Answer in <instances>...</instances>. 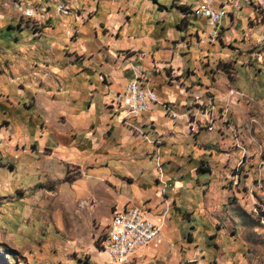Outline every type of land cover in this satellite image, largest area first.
<instances>
[{
	"label": "rangeland",
	"instance_id": "1",
	"mask_svg": "<svg viewBox=\"0 0 264 264\" xmlns=\"http://www.w3.org/2000/svg\"><path fill=\"white\" fill-rule=\"evenodd\" d=\"M195 1L0 0V56H38L30 73L19 60L0 92V264H102L97 244L119 205L142 208L168 242L140 264H264V61L250 60L258 39L241 37L248 10V26L264 24V0H216L237 13L223 40L193 21ZM129 24V40L153 43L116 48ZM162 49L179 63L156 60ZM42 65L63 75L33 71ZM113 71L141 73L157 117L140 126L112 111ZM84 83L101 96L78 108L90 121L75 129L52 109L64 87L82 94Z\"/></svg>",
	"mask_w": 264,
	"mask_h": 264
},
{
	"label": "built area",
	"instance_id": "2",
	"mask_svg": "<svg viewBox=\"0 0 264 264\" xmlns=\"http://www.w3.org/2000/svg\"><path fill=\"white\" fill-rule=\"evenodd\" d=\"M216 0H197L195 17L203 19L208 28L206 37L216 39L221 31V23L226 16V7H215ZM247 2L250 3L249 0ZM250 60L264 61V31L254 47ZM111 101L124 117L137 119L148 112L156 97L144 82V77L135 74L120 90L110 92ZM174 117V116H172ZM160 227L154 224L139 207L129 206L114 210L104 226L97 254L103 255L102 264H130L138 252L159 238Z\"/></svg>",
	"mask_w": 264,
	"mask_h": 264
},
{
	"label": "crops",
	"instance_id": "3",
	"mask_svg": "<svg viewBox=\"0 0 264 264\" xmlns=\"http://www.w3.org/2000/svg\"><path fill=\"white\" fill-rule=\"evenodd\" d=\"M197 1V0H196ZM196 1L194 2L196 4ZM256 2H258L257 0H255ZM259 3V2H258ZM195 4L193 6H191L189 8V10L191 11V9L195 6ZM220 6H225L226 8L227 7H231L232 5L231 4H219V5H215L216 8L220 7ZM194 9V8H193ZM192 16L194 17L193 21L194 20H202L204 22V25H205V21L203 19H200V18H196L194 15H193V11H192ZM253 14H255V11L253 10H248V14L246 16V21H247V32H241L242 33V38L245 40V41H248L250 39L252 40H257L258 39V36L264 31V24H261L260 22V19L261 17H258V21H254L257 25H254L253 27L252 26H248V22H251V17ZM237 16V13L234 14V15H229L228 14V11L226 12V16L223 20H225L227 17H229V24H226L224 26H221V31L220 33L222 32V35H221V39L223 40L226 39V38H229L230 36L228 37H225L227 32H232L233 30L230 29L231 26H233L234 22L236 21L235 20V17ZM62 28H64V31H63V38L65 39L64 35H66L65 33L68 31V22L65 20V18L62 20ZM253 23V22H252ZM196 26V25H194ZM129 27H130V24L127 26H125V28L123 29L122 31V36L118 37V39H116L114 41V46L116 48H119V49H125L126 47H133L134 45H138V46H141V45H144V46H148L150 44H152L153 40L150 39L149 35H144L142 37H140V39H136V41H132L131 39L129 40L127 38V34L129 31ZM198 27V35H201V36H204V32L202 33L201 31V28L199 26ZM10 28V27H9ZM162 28V27H161ZM160 28V29H161ZM51 28L48 29V33L50 32L51 33ZM195 32V29L193 30ZM42 32H40L38 34V38H42ZM44 33V32H43ZM219 33V35H220ZM235 32L233 31L232 34H234ZM35 35H37L36 33H33ZM221 39L219 38V40L221 41ZM167 41L166 38H162L161 41H158V43H162L163 44ZM98 42V40L96 41ZM62 44L64 43L63 40H58V41H54V44ZM32 49V47H28V54L30 53V50ZM19 50L23 51V48L20 47ZM19 53L14 51V52H10L9 54V58H10V62H7V58L6 57H1L0 56V61L4 64H6L7 68H8V71L2 75V77H0V80H2L4 82V84H2V86L4 87H1L0 88V92H7V89L8 88H13V84L15 80H13L12 82H9V78H12V79H16V77L18 76L17 75V70H13L14 68V65L19 61V60H24V56H21L19 57L18 55ZM38 56L36 55H33L31 60H29L28 58L24 61H26L25 63L27 64V68L29 70V73L31 71L30 69V65L32 62H35V59H37ZM154 58L158 61L160 60H165L167 59L168 61H172V65H177L179 63L178 61V57H173V55L171 54V52H169L167 49H162V50H158L154 53ZM148 62L145 60L143 62V66L144 67H147L148 65ZM137 68H140V66H137ZM54 71L56 69H50V68H44L43 65L41 67H35L33 68V71H36V73H38V71H43V73L45 72H48V73H51V71ZM81 72V70H80ZM53 74H57L59 76L63 75V73L61 71H58L56 70V73H53ZM16 75V76H15ZM130 77L128 76V74L126 75V77H122L121 75L119 76V74L117 72H114L113 71V74L112 76L110 77V79L112 81H114V84L112 86H117L115 87L118 90L121 89L122 87V84H125L127 82H129L130 80H132L131 78V73L129 74ZM121 78L124 80V81H121ZM87 80V78L84 76V81ZM86 83V82H85ZM84 83V85H85ZM86 86V85H85ZM44 89L45 86L43 85ZM53 86L50 84L49 86V90H51ZM55 90V88H54ZM96 87H94L92 85V83L88 84V86H86V89L84 90V92L81 94L78 92L77 89H74V88H69V87H64V90H63V93L58 96L59 99H60V102H58V104L56 106H53L54 108L52 109V112L53 113H57V112H60V113H65L68 121L71 123V125H73V127L75 129H82L83 127H85L87 125V123L90 121L89 119V115L87 113H84L82 112L81 110H79L78 108L81 107L83 104L85 106L88 105V103L90 104V107H94L95 105H98V101L100 100V96H101V93L99 91V99L98 101H93L92 100V93L93 92H96ZM101 90V89H100ZM159 90V89H158ZM52 91V90H51ZM153 91V90H152ZM153 93L155 94V92L153 91ZM161 94V90H159V94H158V98ZM173 94H167L166 92L164 93L163 97L165 99H173ZM11 97H16L15 95H12ZM155 97H156V94H155ZM78 102H81V103H78ZM156 102H157V98H156ZM42 106H50L48 103H47V99L44 97L42 102H41ZM157 103L153 104L149 110V112H147L145 115L142 116V118H139V119H136V123L137 125H140V126H143L146 124V121H150L151 118H155L157 117V111L154 110L153 108L156 106ZM158 105V104H157ZM113 107L112 111L115 113L117 112V109H119L117 106H115L113 104V106H111V108ZM88 109H89V106H88ZM120 110V109H119ZM119 112V111H118ZM120 112H122L120 110ZM160 112V111H159ZM159 112H158V115H159ZM61 131V130H60ZM146 167V166H145ZM147 169V167H146ZM148 170V169H147ZM149 171V170H148ZM116 173V172H115ZM125 201V196L124 195H121L119 197V202H124ZM124 207H129V206H125V205H119V206H115L113 209L110 210V214H109V217L111 216L112 212L114 210H118V209H121V208H124ZM142 209V208H141ZM143 210V209H142ZM146 215L147 217L154 223L157 225V220H154L153 217H151L150 215H148V213L146 212ZM108 217V219H109ZM108 219L106 220V222L108 221ZM106 224V223H105ZM105 226V225H104ZM164 240V239H163ZM166 241V240H165ZM167 242V241H166ZM168 249V242L167 244L162 242V239H161V236H160V229H159V238L150 243L146 248H144L142 251L138 252V254L135 256V258L132 260V262L130 264H140L142 260L144 259H147V258H152L156 255H160L161 253H164L166 250Z\"/></svg>",
	"mask_w": 264,
	"mask_h": 264
},
{
	"label": "bare ground",
	"instance_id": "4",
	"mask_svg": "<svg viewBox=\"0 0 264 264\" xmlns=\"http://www.w3.org/2000/svg\"><path fill=\"white\" fill-rule=\"evenodd\" d=\"M250 3H251V0H249ZM26 13V12H25ZM27 16H31L32 15V12L31 11H28V13H26ZM194 16H195V9H194ZM209 40H215V39H209Z\"/></svg>",
	"mask_w": 264,
	"mask_h": 264
},
{
	"label": "trees",
	"instance_id": "5",
	"mask_svg": "<svg viewBox=\"0 0 264 264\" xmlns=\"http://www.w3.org/2000/svg\"><path fill=\"white\" fill-rule=\"evenodd\" d=\"M154 1V3H156V0H153ZM98 245V244H97ZM86 264V263H85Z\"/></svg>",
	"mask_w": 264,
	"mask_h": 264
}]
</instances>
